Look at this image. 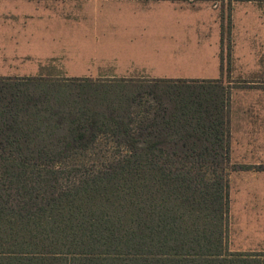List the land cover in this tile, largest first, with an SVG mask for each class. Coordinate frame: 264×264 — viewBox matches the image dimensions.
Here are the masks:
<instances>
[{
  "label": "trees",
  "instance_id": "1",
  "mask_svg": "<svg viewBox=\"0 0 264 264\" xmlns=\"http://www.w3.org/2000/svg\"><path fill=\"white\" fill-rule=\"evenodd\" d=\"M143 80L0 77V264H264L226 247L230 87Z\"/></svg>",
  "mask_w": 264,
  "mask_h": 264
},
{
  "label": "rangeland",
  "instance_id": "2",
  "mask_svg": "<svg viewBox=\"0 0 264 264\" xmlns=\"http://www.w3.org/2000/svg\"><path fill=\"white\" fill-rule=\"evenodd\" d=\"M180 1L181 8L147 11L124 8L120 0H0V77L126 76L151 81L163 79L152 78L161 75H208L213 72V57L208 55L219 29L222 41L215 53L222 65L220 79L230 87L228 151L233 168L228 174L226 247L230 252L264 254V1ZM180 21L205 26L197 31L201 38L189 42L180 57L172 54L175 49L167 40L135 44L116 38L128 33L119 28L129 23L151 24L157 32L163 30L160 23ZM181 57L188 61L180 62ZM156 96L163 95L149 93L142 102L155 104ZM132 105L137 110L144 106ZM87 152L74 164L98 167L119 154L104 137L95 143L96 155Z\"/></svg>",
  "mask_w": 264,
  "mask_h": 264
},
{
  "label": "crops",
  "instance_id": "3",
  "mask_svg": "<svg viewBox=\"0 0 264 264\" xmlns=\"http://www.w3.org/2000/svg\"><path fill=\"white\" fill-rule=\"evenodd\" d=\"M117 1V0H115ZM123 1L124 8L130 7V9L133 8H140L139 10H141L142 8H146L148 9L147 11H151L153 8H155L154 10H157L158 8H162L164 7L165 9L168 10H172L173 8L176 7H182V3H184L183 1L180 0H120ZM146 2V3H142V2ZM126 2H128V4H126ZM181 3V6L175 3ZM142 5H139V4ZM193 3V2H192ZM191 5V4H190ZM133 11H135V9H133ZM183 17V16H182ZM181 22V21H180ZM180 22H174L172 24H167L166 22L160 23L163 26V30L160 31H155L151 28V24H145V23H139V24H133L131 25L126 24L122 29L119 28L120 30H125L128 31V33H119V35L116 37L118 39H124V41L126 42H133L135 44L140 43L141 41H161V40H167V42L169 43V45H173V49L174 52H172V54L174 56H181L183 54V48L187 47V45H189V42L191 41H195V40H199L201 38L200 34L197 33V31H203L205 26L199 24V23H192V22H181V23H186V24H181ZM156 33H161L163 35L160 36V34H156ZM216 38V46L212 47L210 54L208 56H212L213 58H211V63H213V72L211 74H206V75H197V76H191V75H168V76H164L161 75L159 77H152V78H170V79H206V80H214V79H219L221 77V71H220V61L219 58L216 55V51H219V40L220 39V31L219 29L215 32V37ZM175 46V47H174ZM185 55L189 56V52L187 51ZM203 54H201V61L202 62H206L203 59ZM182 61L180 62H184V61H188L186 59H183V57H181ZM121 78H130V77H126V76H119ZM135 78H139V77H135ZM142 78V77H140ZM242 164H246V163H242ZM244 166H248V165H244ZM245 170V169H242ZM246 171V170H245ZM248 171V170H247Z\"/></svg>",
  "mask_w": 264,
  "mask_h": 264
}]
</instances>
